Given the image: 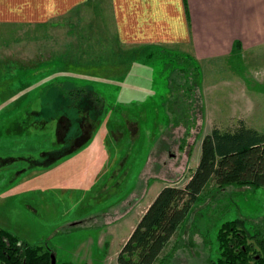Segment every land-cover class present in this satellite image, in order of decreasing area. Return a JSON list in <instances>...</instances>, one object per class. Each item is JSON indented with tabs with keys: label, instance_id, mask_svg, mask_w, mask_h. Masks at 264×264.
<instances>
[{
	"label": "rangeland",
	"instance_id": "1",
	"mask_svg": "<svg viewBox=\"0 0 264 264\" xmlns=\"http://www.w3.org/2000/svg\"><path fill=\"white\" fill-rule=\"evenodd\" d=\"M85 26L66 22L49 41L36 28L30 40L0 39V227L51 248L59 264H119L118 252L158 192L186 184L207 133L234 129L241 118L264 133V54L200 64L202 94L196 89L192 98L196 110L188 105L196 124L186 134L168 110L171 100H191L173 89L184 76L160 54L88 39ZM107 48L117 52H90ZM99 56L106 65L95 64ZM48 63L55 71L25 70ZM20 76L39 84L35 92ZM74 86L86 91L72 95ZM87 99L102 111L77 119L71 104ZM199 205L163 253L174 248L170 264H212L227 220L264 233L262 186L211 191Z\"/></svg>",
	"mask_w": 264,
	"mask_h": 264
},
{
	"label": "crops",
	"instance_id": "2",
	"mask_svg": "<svg viewBox=\"0 0 264 264\" xmlns=\"http://www.w3.org/2000/svg\"><path fill=\"white\" fill-rule=\"evenodd\" d=\"M66 22L86 25L80 32L91 34L88 39L93 41H118L121 51L160 47L190 55L199 65L264 54V0H0V39L16 41L23 34L30 40L27 34L36 28L49 41L51 32ZM109 49L90 52H117ZM97 59L95 64L106 65L103 57ZM53 66L25 70L46 73L55 71ZM21 78L35 92L39 84Z\"/></svg>",
	"mask_w": 264,
	"mask_h": 264
},
{
	"label": "trees",
	"instance_id": "3",
	"mask_svg": "<svg viewBox=\"0 0 264 264\" xmlns=\"http://www.w3.org/2000/svg\"><path fill=\"white\" fill-rule=\"evenodd\" d=\"M154 49L147 52L148 57L154 58L160 54L164 58V65L173 67L171 72L176 71L184 76L183 83H175L173 89L182 92L188 100H191L189 103L182 102V105L171 100L168 110L171 113L174 112L173 125L183 124L188 134L196 124L194 114L191 116L187 111L188 105L191 106L190 110H196L194 103L196 101L192 98L196 89H201L200 65L190 55L160 47ZM165 54L171 58L170 61H167ZM75 88L76 86L71 88V94L79 95V97L86 91L83 87ZM91 97L99 101L101 98L94 92ZM78 101L71 104L77 119H79L77 116H81L83 112L92 108L102 111L100 104L93 100L79 102V106ZM199 109L204 118L202 98ZM104 111L109 112V109L106 108ZM66 138L67 135L64 141ZM44 153L54 154V152ZM228 186H247L255 189L264 187V133L247 126L243 120L234 129L223 130L214 127L203 137L199 163L189 175L186 184L184 186L167 185L159 191L118 252V263L170 264L174 257V248L171 252L163 253L174 235L187 222L193 210L209 197L211 191L217 193ZM262 235L264 233L261 230L255 232L247 230L241 218L223 222L217 235L219 256L212 261V264H264V236ZM11 238L15 242L18 240L15 235ZM50 255L51 251H43L42 246L28 245L24 264H51ZM62 264L74 263L63 262Z\"/></svg>",
	"mask_w": 264,
	"mask_h": 264
},
{
	"label": "flooded vegetation",
	"instance_id": "4",
	"mask_svg": "<svg viewBox=\"0 0 264 264\" xmlns=\"http://www.w3.org/2000/svg\"><path fill=\"white\" fill-rule=\"evenodd\" d=\"M9 235L17 236L18 240L15 242ZM28 245L42 246L43 251L45 250V252L46 250H50L51 264H52V256H54L56 264H59L57 256L51 248L44 247L43 245L40 244H32L26 240H23L16 233L6 230L2 227H0V264H24V259L26 257V248Z\"/></svg>",
	"mask_w": 264,
	"mask_h": 264
},
{
	"label": "water",
	"instance_id": "5",
	"mask_svg": "<svg viewBox=\"0 0 264 264\" xmlns=\"http://www.w3.org/2000/svg\"><path fill=\"white\" fill-rule=\"evenodd\" d=\"M52 264H56L54 256H52Z\"/></svg>",
	"mask_w": 264,
	"mask_h": 264
}]
</instances>
